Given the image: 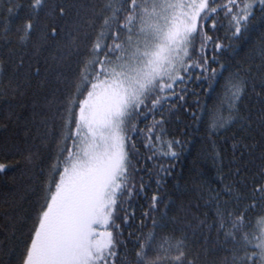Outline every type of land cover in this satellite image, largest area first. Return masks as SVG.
I'll use <instances>...</instances> for the list:
<instances>
[{
  "label": "trees",
  "instance_id": "16d2710c",
  "mask_svg": "<svg viewBox=\"0 0 264 264\" xmlns=\"http://www.w3.org/2000/svg\"><path fill=\"white\" fill-rule=\"evenodd\" d=\"M30 2L0 0V163L7 166L0 174V264H23L53 163L61 148L76 151L65 128V107L103 20L112 15L111 0H47L50 14L41 13L34 31L23 37L18 28L31 18ZM253 14L247 34L242 29L241 37H233L228 18L218 11L216 28L206 23L204 30L223 45L219 52H205L219 75L209 81L194 74L179 90L183 101L170 96L162 115L138 119V131L130 134L135 143L130 158L139 170L132 183L138 189L142 179L145 188L139 195L134 189L123 202L134 216L117 202L113 219L119 233L108 229L120 241L116 264H134L136 246L150 232L158 243L162 237L182 240L193 264H243L258 251L234 245L219 227L220 214L227 220L228 213H244L246 221L264 216V198L255 192L264 184V9L256 4ZM236 74L246 81L245 94L231 123L213 131L214 115L229 117ZM77 113L73 109V121ZM160 120L162 141H180L175 158L145 147L149 127ZM153 193L160 197L155 210Z\"/></svg>",
  "mask_w": 264,
  "mask_h": 264
},
{
  "label": "snow or ice",
  "instance_id": "6c2138e0",
  "mask_svg": "<svg viewBox=\"0 0 264 264\" xmlns=\"http://www.w3.org/2000/svg\"><path fill=\"white\" fill-rule=\"evenodd\" d=\"M256 4L264 9V0H111L112 15L103 20L65 107V128L70 129L68 138L76 151L61 148L53 163L23 264H116L120 241L108 229L111 225L119 233L120 226L113 219L118 200L121 210L134 216V210H125L123 202L136 189L133 173L139 170L130 158L135 151L130 134L138 131V119L146 120L153 112L162 115L170 96L183 101L179 90L194 74L209 81L218 76L205 52L208 48L219 52L223 45L208 35L204 24L214 30L216 14L222 11L232 36L241 37L242 29L247 34L250 17L255 19ZM29 7L31 18L18 28L23 37L34 31L33 20L41 13L50 14L47 0H31ZM59 12L64 14L62 6ZM51 35H56L55 27ZM211 59L218 63L215 55ZM245 87L246 81L236 74L230 81L229 117L214 115L213 131L231 123L232 110ZM73 109H78L75 121ZM148 133L145 147L154 155L159 151L162 156H177L173 148L180 141L161 139L163 120L155 121ZM6 171V164L0 163V174ZM160 171L168 169L161 166ZM144 188L141 179L137 194H143ZM255 192L264 198V184L256 186ZM159 201L153 193L150 208L155 210ZM220 221L219 227L234 245L258 249L244 257L243 264H264V216L246 221L244 213H228L227 220L220 214ZM136 247L134 264H193L182 240L162 237L158 243L150 232Z\"/></svg>",
  "mask_w": 264,
  "mask_h": 264
}]
</instances>
